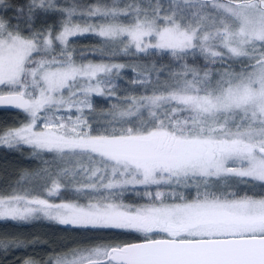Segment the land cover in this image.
Returning <instances> with one entry per match:
<instances>
[{"label": "snow or ice", "instance_id": "6c2138e0", "mask_svg": "<svg viewBox=\"0 0 264 264\" xmlns=\"http://www.w3.org/2000/svg\"><path fill=\"white\" fill-rule=\"evenodd\" d=\"M11 8L0 0V106L24 120L0 146L47 166L0 194V222L114 234L45 264H264V0H27L14 23ZM50 14L58 26L36 29ZM85 35L99 46L76 48ZM117 56L171 66L132 65L121 95ZM94 97L115 98L99 118Z\"/></svg>", "mask_w": 264, "mask_h": 264}, {"label": "trees", "instance_id": "16d2710c", "mask_svg": "<svg viewBox=\"0 0 264 264\" xmlns=\"http://www.w3.org/2000/svg\"><path fill=\"white\" fill-rule=\"evenodd\" d=\"M13 5L6 13V18H12L15 22V9L23 5L27 0H8ZM60 4H71L72 0H58ZM78 3L91 4L95 0H77ZM126 2V0H125ZM60 17L55 14L41 16L37 18L35 28H47L48 26H58ZM78 49H89L98 47L97 38L85 35L78 38L74 45ZM79 55V53H78ZM84 55L88 59H93L96 54L85 52ZM116 62L126 63L129 67L123 70L121 79L117 81L119 84L118 91L121 95L133 89L131 80L136 76L132 71V65H147L149 68L155 64L156 69L161 67L167 68L169 64L168 57L152 56V57H125L117 56ZM199 64L204 61L200 59ZM239 67V65H237ZM168 73L165 72V76ZM156 79V72H153V80ZM163 82L164 77H160ZM142 89L135 94H142ZM95 111L94 115L99 118L106 113L113 101H107L105 97H94ZM24 120V114L18 110L11 111L0 109V131L16 126ZM102 122V121H101ZM44 159H49L44 157ZM44 160L38 159L32 155L31 149L21 145L19 149H9L0 146V194H8L14 188L25 185V177L29 178L34 172H37ZM26 178V179H27ZM91 238V239H90ZM114 238V234L105 233H83L79 230L72 229L70 226L60 225L56 222L39 219L29 223H14L11 221L0 222V264H23L26 260H32L35 264H45L50 256L57 252H62L72 247H83L89 243L110 242ZM115 239L125 241L135 239L134 235L121 234ZM13 241L22 242V246H11L5 250V244Z\"/></svg>", "mask_w": 264, "mask_h": 264}, {"label": "rangeland", "instance_id": "374dc122", "mask_svg": "<svg viewBox=\"0 0 264 264\" xmlns=\"http://www.w3.org/2000/svg\"><path fill=\"white\" fill-rule=\"evenodd\" d=\"M47 165H45L44 163H42L41 164V166L39 167V169H38V171L37 172H34L33 173V175H31L29 178H31V179H29V178H27V177H25L24 178V180H26V183H25V185H22L23 187H29V186H31V185H33V184H37V183H43V181H41L40 179H39V177L36 175L37 173H39L40 171H41V169H43V168H45ZM27 178V179H26ZM43 219V218H42ZM45 220H47V219H45ZM23 264H25V263H23Z\"/></svg>", "mask_w": 264, "mask_h": 264}, {"label": "water", "instance_id": "95a60500", "mask_svg": "<svg viewBox=\"0 0 264 264\" xmlns=\"http://www.w3.org/2000/svg\"><path fill=\"white\" fill-rule=\"evenodd\" d=\"M0 109L11 110V111H15L16 110V109L4 107V106H0Z\"/></svg>", "mask_w": 264, "mask_h": 264}]
</instances>
